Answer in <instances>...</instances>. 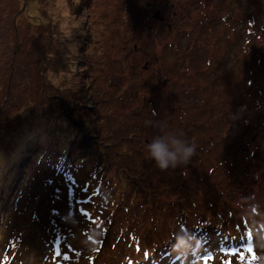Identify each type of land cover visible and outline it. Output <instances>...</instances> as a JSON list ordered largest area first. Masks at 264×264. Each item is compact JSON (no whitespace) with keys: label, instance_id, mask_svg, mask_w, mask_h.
Masks as SVG:
<instances>
[{"label":"rangeland","instance_id":"rangeland-1","mask_svg":"<svg viewBox=\"0 0 264 264\" xmlns=\"http://www.w3.org/2000/svg\"><path fill=\"white\" fill-rule=\"evenodd\" d=\"M157 122L187 164L155 166ZM250 206L264 220V0H0V264H260Z\"/></svg>","mask_w":264,"mask_h":264},{"label":"clouds","instance_id":"clouds-1","mask_svg":"<svg viewBox=\"0 0 264 264\" xmlns=\"http://www.w3.org/2000/svg\"><path fill=\"white\" fill-rule=\"evenodd\" d=\"M148 123L152 122L146 121V124ZM153 126L158 127L160 131L146 144V150L155 166L166 170L187 164L196 150V145L182 138L180 133L166 131V125L163 122H157ZM247 214L253 220V243L256 248L264 249V231L258 230L259 224L264 223V220L256 221V213H253L252 206L248 208ZM180 242L183 244L186 240L181 237ZM260 264H264V255L260 257Z\"/></svg>","mask_w":264,"mask_h":264},{"label":"trees","instance_id":"trees-1","mask_svg":"<svg viewBox=\"0 0 264 264\" xmlns=\"http://www.w3.org/2000/svg\"><path fill=\"white\" fill-rule=\"evenodd\" d=\"M87 97V95L85 96ZM86 105V104H84ZM65 112L67 114H69L70 118H73L75 122L78 123V125L82 128L84 127H87V128H92V132L96 131L97 130V125L96 123L98 124L97 121H90L93 117H94V111L93 109H89V110H86L85 111V114L83 113V111H81V108L79 105H77L76 103L73 104L70 106V105H67L65 108H64ZM73 114H76V118L73 117ZM91 116V119H89V117ZM72 119V120H73ZM90 133L88 135L89 136H92L93 133ZM96 136H99V135H96ZM189 238H186V242H188ZM204 242L203 239H197L195 243H193L189 248L191 250V253L196 256V253H199L202 258H205L206 256H209L212 254L211 251H207V246L210 245L209 243L204 245ZM132 249L131 250H137V248L139 247L138 244H130ZM211 246V245H210ZM187 247V246H186ZM185 247V248H186ZM218 247L220 248V250H230L231 252H235L238 248L231 244V243H223V242H219L218 243ZM228 247V248H227ZM136 251H134L133 253H135ZM167 253H169V251L166 250ZM166 263V262H165ZM164 264V263H163ZM168 264V263H166Z\"/></svg>","mask_w":264,"mask_h":264},{"label":"snow or ice","instance_id":"snow-or-ice-1","mask_svg":"<svg viewBox=\"0 0 264 264\" xmlns=\"http://www.w3.org/2000/svg\"><path fill=\"white\" fill-rule=\"evenodd\" d=\"M249 251H251V249H249Z\"/></svg>","mask_w":264,"mask_h":264}]
</instances>
